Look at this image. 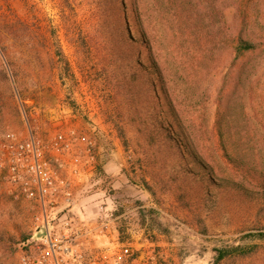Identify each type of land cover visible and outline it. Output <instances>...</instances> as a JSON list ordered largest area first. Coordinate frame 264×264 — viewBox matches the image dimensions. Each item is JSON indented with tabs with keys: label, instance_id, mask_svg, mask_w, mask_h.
I'll return each mask as SVG.
<instances>
[{
	"label": "rangeland",
	"instance_id": "1",
	"mask_svg": "<svg viewBox=\"0 0 264 264\" xmlns=\"http://www.w3.org/2000/svg\"><path fill=\"white\" fill-rule=\"evenodd\" d=\"M106 1L0 0V145L7 135L51 139L57 115L92 138L97 172L75 193L71 214L95 226L96 240L104 239L97 250L128 249L122 264H213L220 250L251 247L219 264H264V239L255 235L264 233V0H218L197 16H214L231 37L241 33L258 48L243 84L237 67L224 82L228 46L210 65L181 73L162 38L170 9L157 0L142 9L193 149L178 132V148L168 145L166 134L146 128L135 103L117 94L120 27ZM124 4L138 40L130 0ZM163 108L159 120L168 129L173 121ZM35 214L0 172V264H18L29 240L43 238V229L33 234Z\"/></svg>",
	"mask_w": 264,
	"mask_h": 264
},
{
	"label": "trees",
	"instance_id": "2",
	"mask_svg": "<svg viewBox=\"0 0 264 264\" xmlns=\"http://www.w3.org/2000/svg\"><path fill=\"white\" fill-rule=\"evenodd\" d=\"M124 1H106V10L109 11L114 22L117 23V29L120 27L118 38L120 52L118 50L113 53L114 61L119 66L116 70L117 78L115 80L117 94L129 97L130 101L135 103L137 107L139 121L143 125H147L146 128L154 129L153 133L156 135L165 133L168 145L178 148L174 137V133L178 132L181 135V143H184L187 149H193L191 147H193L194 138L190 136L189 130L183 124L182 118L172 104L166 90L168 75L164 63L160 62L161 56L157 51L156 40L154 41L153 36V29L155 28L152 19L145 14L149 11V7H152V2H150L151 0H130L132 21L139 27V39L136 40L130 36V22L124 12ZM157 1L159 8L168 7L171 11V17L162 20L163 25L166 27L162 38L171 52L170 61L176 67L183 69L182 72L180 71L181 73H184L186 69L192 72L202 68L203 65H210L217 51L228 46L229 57L232 58L229 70L225 74V84L232 76L235 67H237L236 76L239 84L251 80L255 69L254 57L258 48L243 39L241 33L231 37L228 30L222 27V21L220 20V23H217L214 16L209 18L197 17L199 11L213 9L212 6L219 4L218 0ZM253 8H255L254 4ZM142 9L145 10V13ZM140 12L145 14L143 20L141 18L143 15ZM241 13L239 10V14ZM246 18V16L242 17L241 24L244 25ZM163 107L166 108L173 121L167 127L168 129L164 128L163 122L159 120ZM142 115L147 118L144 119ZM193 154L195 155L194 152ZM200 167L202 168L201 165ZM255 235L264 239V233ZM253 249L251 247L245 250L240 248L220 250L217 252L213 264H219L233 253L240 255Z\"/></svg>",
	"mask_w": 264,
	"mask_h": 264
},
{
	"label": "built area",
	"instance_id": "3",
	"mask_svg": "<svg viewBox=\"0 0 264 264\" xmlns=\"http://www.w3.org/2000/svg\"><path fill=\"white\" fill-rule=\"evenodd\" d=\"M57 115V132L46 141L29 135L16 140L7 135L0 145V172L16 199L28 202L36 212L32 218L34 233L44 230L43 238L33 237L18 254V264H122L128 249L96 252L76 249L79 232L71 210L75 193L86 178L97 172L95 143L80 133L77 124L68 125ZM74 119V118H72ZM64 212V213H63ZM58 213H63L57 218ZM87 227L80 224L79 227ZM34 236V235H32Z\"/></svg>",
	"mask_w": 264,
	"mask_h": 264
},
{
	"label": "crops",
	"instance_id": "4",
	"mask_svg": "<svg viewBox=\"0 0 264 264\" xmlns=\"http://www.w3.org/2000/svg\"><path fill=\"white\" fill-rule=\"evenodd\" d=\"M80 224H74L73 223V229H61V231L64 233L66 231H71L74 230L78 232V230H82V232H79V236L76 239L75 245H76V249L80 250V251H89V252H96L97 245L99 242H104V239L101 237L98 240H96V228L93 225H88L87 227H79ZM108 226V225H107ZM104 237V236H103ZM105 238V237H104Z\"/></svg>",
	"mask_w": 264,
	"mask_h": 264
}]
</instances>
